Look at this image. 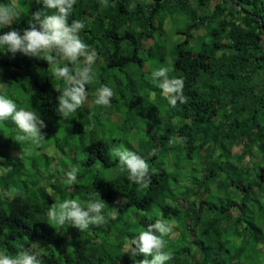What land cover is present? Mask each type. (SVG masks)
Segmentation results:
<instances>
[{
  "label": "trees",
  "instance_id": "16d2710c",
  "mask_svg": "<svg viewBox=\"0 0 264 264\" xmlns=\"http://www.w3.org/2000/svg\"><path fill=\"white\" fill-rule=\"evenodd\" d=\"M16 1L0 0L20 13L11 25L0 26V35L10 30L22 35L38 9L51 14L37 0ZM108 3L110 7L104 8L101 0H76L69 18V22H85L80 37L97 51L101 85L115 93L109 106H98L94 93L101 85H87V102L65 120L69 124L63 140L85 134L86 144L79 137L77 146L85 154L77 158L82 163L75 159L66 166L79 168L78 183L67 185L64 169L65 180L56 169L57 177L50 173L42 181L41 172H47L54 157L41 152L40 145L29 156L31 145L15 140L20 134L15 123L11 119L0 123V249L15 254L31 249L42 264H129L124 240L161 219L177 231L176 240L167 242L166 248L172 253V264L187 261L180 256L189 245L198 250L196 264H233L236 259L241 264H264V248L257 244L264 241V0ZM166 30L183 38L170 41ZM167 44L172 46L170 51ZM167 56L170 63L165 61ZM150 63L169 67L170 78L184 80L187 103L177 102L175 107L169 103L152 79ZM135 70L141 72L138 78L132 76ZM112 76L120 86H113ZM64 86L44 59L13 56L0 46V94L13 99L18 109L40 102L45 113L60 118L57 98ZM121 108L124 114L119 115L118 127L132 133L136 146L126 143L127 148L150 165L147 188L128 180L111 141L98 138L99 126L89 127L93 113H110L105 121H94L100 124ZM139 114L144 119L139 120ZM145 119L147 123H140ZM57 123L41 131L55 134ZM174 138L176 142L170 143ZM153 149L155 155L150 156ZM1 150L6 151L5 157ZM10 151L20 154L10 155ZM29 159L34 171L22 175ZM7 166L12 171L6 177ZM112 167L118 170L112 172ZM98 169H108V176L97 178ZM15 188L20 191L12 200L1 196V189ZM96 192L107 204L105 224L90 225L83 232L67 224L47 226L45 217L53 203L76 199L86 206ZM113 207L118 210L114 218ZM61 240L65 244L58 248ZM70 252L72 261L67 262L65 255Z\"/></svg>",
  "mask_w": 264,
  "mask_h": 264
},
{
  "label": "clouds",
  "instance_id": "9594fccd",
  "mask_svg": "<svg viewBox=\"0 0 264 264\" xmlns=\"http://www.w3.org/2000/svg\"><path fill=\"white\" fill-rule=\"evenodd\" d=\"M37 3H42L44 9L49 10L51 14L38 9L32 13L30 28L25 29L22 35L17 30L5 32L0 35V46H4L7 53H11L13 56L21 53L24 56L47 61L52 68L54 77L64 81L65 86L57 98L56 111L61 117L67 119L87 102L88 91L86 86L97 82L96 63L99 57L96 49L80 37L81 31L86 27L85 22L80 19H73L69 22L76 0H37ZM101 5L104 8L110 7L108 0H101ZM19 15L20 13L15 6L0 4V26L11 25ZM170 71L169 67L161 66L154 70L151 76L154 82H158V87L168 97L169 103L175 107L177 102L185 104L189 98L184 95V80L176 77L170 78ZM114 95L115 93L110 87L101 85L96 89L95 104L107 107ZM9 119L19 129L20 134L15 138L18 143L39 146L46 140L41 129L46 128L47 125L40 115L24 108L18 109L17 103L13 99L8 98L5 94H0V123ZM180 140L183 141L186 138H180ZM175 142V138L170 141V143ZM44 151L46 152L45 149ZM155 151L153 149L149 155H155ZM5 152V150H1L4 157ZM112 152L122 166L120 170L128 173L127 178L130 182L144 188L151 184L150 165L144 157L124 147L114 148ZM47 153L50 154V152ZM13 154L19 155L20 153L10 151V155ZM45 158L43 157L44 160ZM52 162L50 158L49 164ZM69 170L66 174L65 183L71 186L78 183L79 168L73 167ZM11 171V166L3 169L6 177ZM112 171L116 172L114 167H112ZM121 176V174L116 176L118 182H121ZM98 177L101 178L99 175ZM59 178H64V176L59 175ZM13 190L3 191L1 189V196L12 200L20 191L18 188ZM106 205L98 192L87 202L86 206H83L76 199H65L63 202L53 203L49 207L48 219L50 223H48L47 216L45 217L46 223L48 227L49 224L61 227L67 224L83 232L90 225L99 226L107 222L108 218L103 214ZM117 211L113 207V218ZM176 232L173 231L170 223L157 219L130 239L126 253L131 257L139 255L144 257L142 260H136L135 264H172V253L166 248L167 242L173 244L176 240ZM57 233L60 231L58 230ZM50 242L47 241V244H52ZM64 244L65 242L61 240L58 247L60 248ZM188 247L189 249L180 256L181 260L185 257L198 255V250L194 245ZM62 257L61 254L59 256L60 261H62ZM65 260L67 262L72 261V252L65 255ZM235 261L241 264L239 260L236 259ZM126 262H129L128 257H126ZM0 264H42V259L38 253L31 251V249L22 248L16 254L2 250Z\"/></svg>",
  "mask_w": 264,
  "mask_h": 264
},
{
  "label": "rangeland",
  "instance_id": "374dc122",
  "mask_svg": "<svg viewBox=\"0 0 264 264\" xmlns=\"http://www.w3.org/2000/svg\"><path fill=\"white\" fill-rule=\"evenodd\" d=\"M16 2L17 1L15 0V3ZM166 31H167L168 37H170V39H169L170 41L171 40L178 41L179 39L183 38V36L180 38L178 35H173L172 30H166ZM165 48L168 51H170L172 49V46L167 44L165 46ZM165 61L167 63L171 62V60L169 59V56L166 57ZM150 62H152V64L154 63L153 60L150 61ZM144 64H146V63H144ZM152 64L150 63V64L147 65L150 73H152L154 70H156L159 67H161V66H158V65L152 67ZM150 69H151V71H150ZM135 71L136 72L133 73L132 76L134 78H138L139 77V73H141V72L138 71V70H135ZM101 74H102V71H100V74L97 76L96 84H98V85H101ZM118 79H119V77H118ZM111 81H112L114 87L120 86L119 84H117L116 79L113 78V76L111 78ZM122 81H123L122 84L124 85L125 81L124 80H122ZM153 90H154V88H153ZM94 94H96V93H94ZM123 109L124 108H121L120 112L113 113L112 117L109 120H107L106 122H102L100 124H98L97 122H94V121L96 119L105 121L106 117L109 116L110 113L107 112V111H105L103 114H95V113H93L88 118L89 121H90L89 122V127L91 128V126H95V128H96V125L99 126L101 128L100 130H98L96 128L98 138H100V139H102L103 141H106V142H110L111 141L113 147H115V148H117V147H125V148H127L126 143H129L130 145H133V147H136L135 143L131 139V137L133 136L132 133H125V131H123L121 127H118V125H120V124L117 122V120L119 118V115L124 114L123 113ZM27 110L28 111H33L37 115H40V117L44 120V122L47 125L46 128H53V126L56 124V122H58L56 127H59V128H58V130H57V132L55 134H50L48 131H42L45 134V139L46 140L40 145V148H42V149H40V151L43 152V150L45 149L46 152H50L49 155L54 157V159H55L50 164L49 169L47 170V172H45V171L41 172L42 176H40V177H43L42 181H46L47 179H49L50 173L54 174V177H57L58 174L55 173L56 169H59L60 175H62L61 172H63V169L65 171L67 170V172L70 171L69 167L66 169V166H70V162L72 160L76 159V160H78L80 162L81 159L83 158V156L85 157V154L79 153V150L77 148V146H80L79 137L83 138L82 139V144L83 145L86 144L85 134L81 135V132H80L78 134L73 135V136H75V137L72 136L73 139H71L69 141H65V140H63L64 139L63 135L66 134L64 132V130L67 129L68 124H69L68 122L67 123L65 122L66 119H64V118L61 119V117L59 118L56 115L55 116L49 115L48 112L45 113V110L41 107L40 102H36L34 104L31 103V106ZM137 117L139 118V120H140V118L144 119L143 114H142V116H141V114H139V115H137ZM146 121L148 122V119L141 120L140 123L141 122L147 123ZM127 125H130V123H128ZM73 130L79 132V130H77V129H72V131ZM132 130H134V129H132ZM113 139H118L119 142L115 143V142H113L114 141ZM54 146L58 150H56ZM29 148H30V150H29L28 154H29V156L33 157V154L36 151V149H35L34 146H30ZM77 158H81V159L79 160ZM119 166L122 167L120 164H119ZM114 170H118V168H114ZM32 171H34V167L32 165V159L24 161L23 167L21 169L22 175H27V173H30ZM108 172H109L108 169H104L103 171L101 169H98L96 174H98L101 178H106L108 176ZM112 172H114V171H112ZM84 177L87 178V179L90 178V176H88V175H85ZM60 179L62 180L63 178H60ZM64 180H65V178H64ZM129 241L130 240L127 239V238L124 240V245H125L124 250H125V252H126L127 245H128ZM257 244H258V248L259 249L264 248V241H258ZM258 248H254V249H257V251H258ZM250 249H252L251 246H250ZM1 252H2V250H0V253ZM126 254H127V257L132 261L129 264H135L136 260L144 259V257L142 255L141 256L139 255L137 257H131L128 253H126ZM196 258H197V256L185 257V259H187V261L186 262H181L180 264H196ZM125 260H126V257H125ZM182 260H184V259H182ZM232 263L233 264H238V262H236L234 260H232ZM121 264H125V263L122 262Z\"/></svg>",
  "mask_w": 264,
  "mask_h": 264
}]
</instances>
